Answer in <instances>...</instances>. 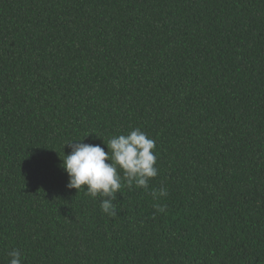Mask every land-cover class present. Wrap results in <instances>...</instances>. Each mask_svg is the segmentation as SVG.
<instances>
[{"label": "trees", "instance_id": "1", "mask_svg": "<svg viewBox=\"0 0 264 264\" xmlns=\"http://www.w3.org/2000/svg\"><path fill=\"white\" fill-rule=\"evenodd\" d=\"M135 128L158 175L110 217L61 158ZM13 248L22 264H264V0H0V264Z\"/></svg>", "mask_w": 264, "mask_h": 264}, {"label": "clouds", "instance_id": "2", "mask_svg": "<svg viewBox=\"0 0 264 264\" xmlns=\"http://www.w3.org/2000/svg\"><path fill=\"white\" fill-rule=\"evenodd\" d=\"M79 141L82 140L66 143L71 151L61 158L60 166L69 178L66 187L77 192L84 189L85 194L94 199L100 197V208L110 217L117 215L114 201L122 187L127 186L130 190L133 186L147 189L149 181L158 175L155 141L140 128L110 137L104 143L107 152L98 144ZM167 194L163 187L158 192H152L153 199ZM154 208L161 213L165 211L159 204L154 205ZM8 256V264H22L23 257L19 249H11Z\"/></svg>", "mask_w": 264, "mask_h": 264}]
</instances>
